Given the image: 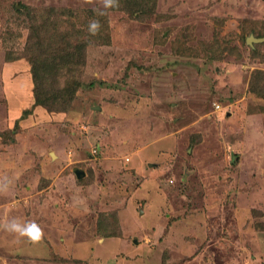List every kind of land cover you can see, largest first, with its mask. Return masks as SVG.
<instances>
[{"label": "rangeland", "instance_id": "1", "mask_svg": "<svg viewBox=\"0 0 264 264\" xmlns=\"http://www.w3.org/2000/svg\"><path fill=\"white\" fill-rule=\"evenodd\" d=\"M120 5L0 0V221L45 233L0 264H264V0ZM31 70L79 86L32 108Z\"/></svg>", "mask_w": 264, "mask_h": 264}, {"label": "trees", "instance_id": "2", "mask_svg": "<svg viewBox=\"0 0 264 264\" xmlns=\"http://www.w3.org/2000/svg\"><path fill=\"white\" fill-rule=\"evenodd\" d=\"M12 13H13V16L15 15L14 16L15 21H17L18 19L22 17L21 16L22 11L17 9L16 6L12 7ZM26 14H27V17H29V20L33 27V30L31 31V36L29 35L30 37L28 39L31 42H32V39L33 40L37 39V42H39L37 47L38 48L41 47V49L43 50V55H44L45 49L41 42H43L46 39L49 40L52 38V41H55L56 39V36L53 35V33L52 35H50V33L47 31L48 24L53 25L54 21H51L49 19L50 17L45 14L34 16L32 10L27 6H26V13L24 16H26ZM17 26H20V25L17 24ZM40 33H44L43 36L39 37ZM9 34L13 35V33H9ZM30 46L32 47V43ZM10 56H11L10 58H7L8 60L12 58L11 53H10ZM42 58L43 60L46 61L44 56H42ZM48 60L49 59L47 58V61ZM50 66L51 65H49V67ZM56 76L57 75H55V77L53 76L54 79H52L49 76L45 75L43 72L31 70V78H32V83H33V98H34L32 108L36 106H41V107H45L46 109L50 110L54 108L56 105L60 107L62 103L60 101L61 99L60 95L62 93H67V92L72 93L79 86L76 78L74 82H71V80L72 79L74 80V78L68 76L70 79L67 77L64 80L65 81L64 82L61 79H58V76L57 77ZM32 108L29 109V111H31ZM106 235H109V234H105L104 236Z\"/></svg>", "mask_w": 264, "mask_h": 264}, {"label": "clouds", "instance_id": "3", "mask_svg": "<svg viewBox=\"0 0 264 264\" xmlns=\"http://www.w3.org/2000/svg\"><path fill=\"white\" fill-rule=\"evenodd\" d=\"M120 0H100V7L103 11L97 9L98 14L106 15L109 10L120 8ZM102 25L99 20L93 19L89 22L88 32L95 36L100 32ZM13 190V181L8 177L0 178V195H7ZM0 228L14 234L19 238H26L34 245H39L43 242L45 233L44 230L34 221H22L17 217L5 218L0 221Z\"/></svg>", "mask_w": 264, "mask_h": 264}, {"label": "water", "instance_id": "4", "mask_svg": "<svg viewBox=\"0 0 264 264\" xmlns=\"http://www.w3.org/2000/svg\"><path fill=\"white\" fill-rule=\"evenodd\" d=\"M256 40L259 41V40H261V39H255V38H253L252 36H250V37L247 38V42H248V43H250V41H256ZM76 173H77V177H78V178H80V177L83 176V173H81L80 171H77Z\"/></svg>", "mask_w": 264, "mask_h": 264}]
</instances>
